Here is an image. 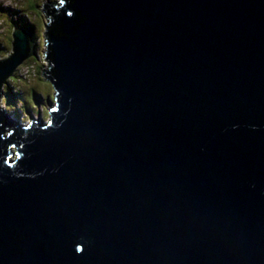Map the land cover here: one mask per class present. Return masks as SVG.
I'll return each mask as SVG.
<instances>
[{
    "label": "water",
    "instance_id": "water-1",
    "mask_svg": "<svg viewBox=\"0 0 264 264\" xmlns=\"http://www.w3.org/2000/svg\"><path fill=\"white\" fill-rule=\"evenodd\" d=\"M43 9L48 121L7 97L31 34L0 63V264H264V0Z\"/></svg>",
    "mask_w": 264,
    "mask_h": 264
},
{
    "label": "rangeland",
    "instance_id": "rangeland-1",
    "mask_svg": "<svg viewBox=\"0 0 264 264\" xmlns=\"http://www.w3.org/2000/svg\"><path fill=\"white\" fill-rule=\"evenodd\" d=\"M34 1L40 9H37L39 12L37 15L33 14L34 11L32 12L26 0H0V61L15 52L12 45L14 26H22L23 20L30 21L34 26L31 38L36 44L34 51L36 56H29L28 61H23V67H17V72L11 74L7 92V97L15 106L14 113H20V116L23 114L24 119H28V124L40 118L48 121L49 110L55 104L54 88L44 76L49 62L46 59L48 47L44 34L47 18L43 7L46 3H54L57 0ZM8 104L9 101H5L3 110H7Z\"/></svg>",
    "mask_w": 264,
    "mask_h": 264
},
{
    "label": "trees",
    "instance_id": "trees-1",
    "mask_svg": "<svg viewBox=\"0 0 264 264\" xmlns=\"http://www.w3.org/2000/svg\"><path fill=\"white\" fill-rule=\"evenodd\" d=\"M26 1L28 2L27 5L30 6V7L32 8V12L34 11L33 14H34V15H35V14L37 15V14L39 13L38 10H37V9H39V8H38L39 5L36 4L34 0H33V2H31L30 0H26ZM39 10H40V9H39ZM47 21H48V20H47ZM23 22H25V23H23ZM23 22H22L21 24H22V26L24 27V29L26 30V32L29 33V34H32V33H33V27H34V26L30 23V21H27V22H28V23H27L26 21L23 20ZM33 22H34V21H33ZM23 24H24V25H23ZM22 26H19V27H22ZM23 27H22V28H23ZM33 42H34V41H33ZM34 43H35V42H34ZM35 46H36V44H35ZM34 51H35V48H34ZM33 56H36V55H33ZM31 57H32V56H31ZM4 59H5V58H4ZM4 59H3V60H4ZM5 82H6V81H5ZM43 107H44V106H43ZM38 111H40V110H38ZM38 111H37V112H38Z\"/></svg>",
    "mask_w": 264,
    "mask_h": 264
},
{
    "label": "bare ground",
    "instance_id": "bare-ground-1",
    "mask_svg": "<svg viewBox=\"0 0 264 264\" xmlns=\"http://www.w3.org/2000/svg\"><path fill=\"white\" fill-rule=\"evenodd\" d=\"M53 3V2H52ZM52 3H46L47 5H49V4H52ZM54 4H60V0H57L56 2H54ZM15 27V26H14ZM19 27V26H18ZM13 30H14V28H13ZM12 35H13V31H12ZM47 59V58H46ZM5 60V59H4ZM4 60H1L0 61V63H2V62H4ZM48 61V60H47ZM49 69V68H48ZM44 74H45V72H44ZM52 84V83H51Z\"/></svg>",
    "mask_w": 264,
    "mask_h": 264
},
{
    "label": "built area",
    "instance_id": "built-area-1",
    "mask_svg": "<svg viewBox=\"0 0 264 264\" xmlns=\"http://www.w3.org/2000/svg\"><path fill=\"white\" fill-rule=\"evenodd\" d=\"M44 53H45V51H44Z\"/></svg>",
    "mask_w": 264,
    "mask_h": 264
}]
</instances>
